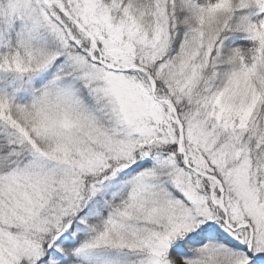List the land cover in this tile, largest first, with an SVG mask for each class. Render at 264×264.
<instances>
[{"label": "snow or ice", "instance_id": "obj_1", "mask_svg": "<svg viewBox=\"0 0 264 264\" xmlns=\"http://www.w3.org/2000/svg\"><path fill=\"white\" fill-rule=\"evenodd\" d=\"M0 264H264V0H0Z\"/></svg>", "mask_w": 264, "mask_h": 264}]
</instances>
